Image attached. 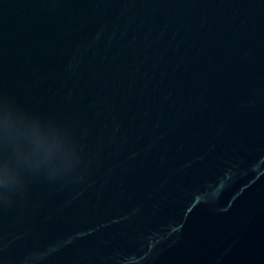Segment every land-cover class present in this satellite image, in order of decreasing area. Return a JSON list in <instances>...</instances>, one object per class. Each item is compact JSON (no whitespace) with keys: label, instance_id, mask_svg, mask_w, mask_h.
<instances>
[{"label":"clouds","instance_id":"obj_1","mask_svg":"<svg viewBox=\"0 0 264 264\" xmlns=\"http://www.w3.org/2000/svg\"><path fill=\"white\" fill-rule=\"evenodd\" d=\"M75 130L0 95V202L23 195L36 180L57 182L79 174L84 158Z\"/></svg>","mask_w":264,"mask_h":264}]
</instances>
